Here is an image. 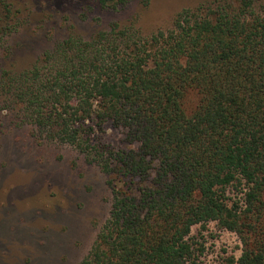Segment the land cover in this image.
Wrapping results in <instances>:
<instances>
[{
  "label": "trees",
  "instance_id": "16d2710c",
  "mask_svg": "<svg viewBox=\"0 0 264 264\" xmlns=\"http://www.w3.org/2000/svg\"><path fill=\"white\" fill-rule=\"evenodd\" d=\"M15 10L0 0V42ZM0 110L110 176L80 264H198L189 235L209 223L242 245L227 264H264V0L183 9L146 37L116 22L69 34L28 69L0 68ZM106 125L130 147L101 144Z\"/></svg>",
  "mask_w": 264,
  "mask_h": 264
},
{
  "label": "rangeland",
  "instance_id": "374dc122",
  "mask_svg": "<svg viewBox=\"0 0 264 264\" xmlns=\"http://www.w3.org/2000/svg\"><path fill=\"white\" fill-rule=\"evenodd\" d=\"M8 1L18 9L17 28L0 42V68L21 71L69 34L87 38L116 22L146 37L169 29L183 9L219 0H129L116 9L101 8L98 0ZM260 1L253 0L256 8ZM19 121L16 110H0V264H80L108 218L110 176L73 147L45 140ZM97 140L114 150L130 147L108 125ZM189 242L203 249L198 264H227L242 247L215 223L194 226Z\"/></svg>",
  "mask_w": 264,
  "mask_h": 264
}]
</instances>
